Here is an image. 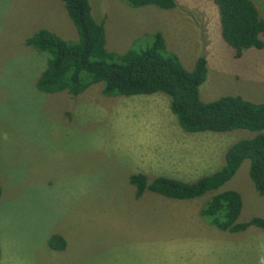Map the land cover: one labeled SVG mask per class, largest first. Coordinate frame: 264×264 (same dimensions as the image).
Masks as SVG:
<instances>
[{"label": "rangeland", "instance_id": "374dc122", "mask_svg": "<svg viewBox=\"0 0 264 264\" xmlns=\"http://www.w3.org/2000/svg\"><path fill=\"white\" fill-rule=\"evenodd\" d=\"M89 1L109 51L145 49L159 31L188 71L199 56L207 58L203 101L239 95L264 103V48L237 59L221 35L214 0H176L171 10ZM252 1L264 18V0ZM41 28L78 41L61 0H0L1 264H264V229L230 233L201 216L211 197L236 190L243 199L238 220L264 218L249 160L224 186L193 199L149 190L136 198L129 181L144 172L149 182L166 174L183 180L210 175L224 165L229 147L254 132L192 133L185 144L174 135L180 126L164 93L109 97L101 83L77 96L41 92L36 82L47 55L25 43ZM159 157L167 163L152 161ZM176 159L206 168H154ZM53 235L64 237V250L50 247Z\"/></svg>", "mask_w": 264, "mask_h": 264}, {"label": "trees", "instance_id": "16d2710c", "mask_svg": "<svg viewBox=\"0 0 264 264\" xmlns=\"http://www.w3.org/2000/svg\"><path fill=\"white\" fill-rule=\"evenodd\" d=\"M73 21L78 41L68 42L58 34L41 28L26 39V45L47 55L45 70L36 87L52 94L66 91L77 96L94 84H103L106 96H133L164 93L170 99V111L177 124L188 133L229 132L244 129L255 136L243 139L225 153V163L217 171L194 182L158 176L151 182L144 173L132 174L136 198L146 190L172 199L198 198L228 183L244 161H250L249 175L256 191L264 196V103H254L239 95L222 96L205 102L200 87L208 74V60L199 56L188 71L177 54L167 49L161 32L153 34L152 45L131 48L123 54L106 47V29L93 14L89 0H61ZM133 8L155 6L163 10L176 8V0H123ZM218 7L221 35L240 59L245 50L264 48V18L252 0H214ZM0 183V201L2 198ZM243 209L242 195L226 190L211 197L201 210L206 223L230 233L246 231L251 226L264 229V218L247 222L238 219ZM53 250H64L67 242L61 235L49 240ZM0 247V264H1Z\"/></svg>", "mask_w": 264, "mask_h": 264}, {"label": "crops", "instance_id": "0c3cea01", "mask_svg": "<svg viewBox=\"0 0 264 264\" xmlns=\"http://www.w3.org/2000/svg\"><path fill=\"white\" fill-rule=\"evenodd\" d=\"M175 131V133H174V135L175 136H180L181 137V139L179 140V141H181L182 140V138L184 137V141H185V144L186 143H189L190 142V140L192 139L193 140V135H191L192 133H188V132H186V131H184L183 129H181V128H177V129H175L174 130ZM171 132V131H170ZM162 135H165V138H167V136H170V135H172V133H168L167 135H166V133H163ZM152 137L153 136H155V135H151ZM152 137H150L151 139H152V141H154L155 142V140L152 138ZM156 140L158 141V138H156ZM199 150H201V149H199ZM150 157V156H149ZM161 159H162V157H159V159L158 160H156L155 158L154 159H152V161L154 162V163H167V162H163V161H161ZM179 160L180 159H176L171 165H166V164H158V165H155L154 164V168H176V167H178V169L180 170V171H183V168H188V167H190V166H196V168H200V170H202L203 168H206V167H204V166H206V164L204 165V163H202V162H197V161H193V163L192 164H190L192 161H190V160H187L188 162L186 163V164H182L181 162H180V164H177L178 162H179ZM189 163V164H188ZM149 165L150 164H152V163H148ZM169 164V163H168ZM175 164V165H174ZM211 164H212V162H211ZM144 173H146V172H144ZM168 177H173V178H176V179H178V180H181V181H184V182H194V181H196V180H198V179H195V180H183L182 178H180V177H177V174H166ZM201 178V177H200Z\"/></svg>", "mask_w": 264, "mask_h": 264}]
</instances>
